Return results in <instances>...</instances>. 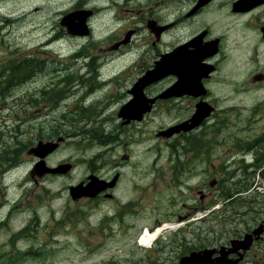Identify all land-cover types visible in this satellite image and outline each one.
<instances>
[{"label":"rangeland","instance_id":"obj_1","mask_svg":"<svg viewBox=\"0 0 264 264\" xmlns=\"http://www.w3.org/2000/svg\"><path fill=\"white\" fill-rule=\"evenodd\" d=\"M77 1H81L83 6ZM107 1L115 3L113 16L121 18L117 25L109 20L105 22L103 10L99 13L98 7H104ZM233 1H213L216 3L214 18L209 24L201 22L199 26L207 24L216 29H240L246 23V29L241 31L245 36L240 34L241 41L245 43L246 36L251 35L248 26L255 24L254 20L258 21V17L264 14H232ZM152 4L150 15L148 10ZM178 7V2L166 0L165 3L161 0H0V67L8 60L14 63L32 62L49 54L51 56L45 60V65L47 69L53 70L63 59L72 62L69 55L78 50L92 54L95 48L106 47L98 53L110 52L114 41L128 32L130 26L143 32L138 36V42H142L143 25L146 22L157 25L171 23ZM93 8L97 10L96 14L87 18V22L93 19L95 23L91 38L63 35L70 16H81V11L90 12ZM195 13L191 7L190 12L184 13L183 19L191 18ZM227 13L232 16L229 17ZM221 17L227 18L228 23L220 24ZM189 23L183 27L192 29L197 26V23ZM116 28L118 31L111 35ZM263 29L255 33L256 40H264ZM253 45L246 43L245 47L249 49ZM244 52L246 54L248 50ZM128 55L129 58L123 63L113 61L116 54L109 53L102 58V74L97 80L107 84L101 86L102 93L85 100L86 107L92 103H104L105 92L116 81L107 79L112 73L127 71L136 77L142 74L139 68L143 64L138 63L135 68L132 64L133 55ZM257 60L264 63V59L259 56ZM245 62H248L247 58ZM263 68L259 66L256 69ZM70 71L85 69H78L74 65ZM223 72L230 79L227 82L231 90L227 94L223 93L225 85L218 80H213L207 86L210 89L207 102L214 107V111L210 113L208 123L199 130L183 141L181 137H157V131L177 126L194 112V103L188 106L185 98L179 105H176L179 101L159 102L158 109L140 122L139 129H134L136 136L129 148L112 149V154L108 150L113 146L115 127L120 124L117 117L120 102L110 105L99 114V118L113 117L111 124L104 125L77 122L76 118L80 114L73 112V101L84 95L83 90L75 97H68V105L55 110L49 118L37 115L35 109L25 108L18 112L9 107L3 109L0 112V146L5 147L7 157L3 165L0 164V264H178L179 257L190 251H197L207 245L209 249L216 248V245L228 246L230 240L241 239L257 228V187H264V182L256 178L244 197L247 202L245 215L240 214V208L232 210L223 206L220 210L217 202L213 206V193L205 201L206 206L211 205L203 209L202 214L205 215L211 206L220 211L194 224V209L200 205L196 190L203 187V182L209 187L210 177L204 174L205 167H208L209 172L213 171L212 165H230L226 171L237 170L238 163L231 164L229 158L217 163L216 159L221 154L219 147L224 145L223 137L245 135L240 130L249 116L257 121L254 125L256 128L261 129L264 124V85L260 86L261 90L249 85L245 77L247 71L235 70L234 64L230 62L224 65ZM52 77L47 76L39 83L44 85L65 80L64 76ZM157 83V87L150 91L151 97L156 96L158 91L162 93L170 85L166 78ZM25 87L24 91L7 98V103L19 101L27 95L38 99L37 90L41 86L31 83ZM246 88L252 93H243L242 90ZM163 105L169 110L158 114ZM31 114L36 117L30 118ZM87 116L93 118L96 115L88 112ZM180 132L179 129L176 135ZM58 137H63L65 141L48 157L28 156L39 141H55ZM182 142H188L191 150L196 146L194 151L200 152L197 163L200 173L197 175L190 174L182 165V153L179 152ZM18 149L24 150L21 161L9 168L8 164L14 161V153ZM124 150L128 151L127 155L131 153V157L128 165L120 169L123 175L117 188L106 191L112 194V198L101 196V202L91 207L86 206V200L70 198L68 187L77 185L87 176V164L102 165V170L111 177L115 163L120 162L117 156ZM241 159L239 157L236 161ZM42 160L50 167L68 162H74L75 166L69 175L46 177L36 184L29 173ZM252 161L253 157L249 162ZM221 197L226 202L231 201L226 194L222 193ZM68 213L86 217L70 230ZM105 216L123 220V223L113 219L103 221ZM179 218L183 220L179 222ZM162 224L169 225L168 230L151 247L138 244L144 229L151 230ZM248 255L253 260L263 258L261 262L264 263L261 254L254 252Z\"/></svg>","mask_w":264,"mask_h":264},{"label":"flooded vegetation","instance_id":"obj_2","mask_svg":"<svg viewBox=\"0 0 264 264\" xmlns=\"http://www.w3.org/2000/svg\"><path fill=\"white\" fill-rule=\"evenodd\" d=\"M161 1L165 3V0ZM166 1H176L179 5L177 14L172 18L171 23L167 22L165 24L157 25L155 23L146 22L143 25L144 34L142 36H144V39L142 42H138V36L143 32L130 26L131 28L128 29V32L114 41V46L110 52L98 53V51H101L106 47H97L95 48V53L92 54L82 52L83 62L81 65L84 66L86 72L67 71L66 66L59 68V70L46 72L37 70V65H34L33 67L28 66L30 71L26 74L25 78H30L33 76L42 77L46 75H56L64 76L65 79L64 82L58 84L46 83L42 85L41 83H37V85L43 87V90L46 92L40 93L38 100L32 103V107L40 112L45 110H53L57 106L56 99L59 92L69 94L74 88L72 84L79 79L91 77H94V79L99 78V76L102 74L100 69L104 63L102 58L107 54H116V57L113 59V61L116 63L120 61L122 63L125 62L129 58L128 54H132V64H134L135 68H137L136 64H143L139 68V71H141L142 74L139 77H136L127 71L112 73V75L107 79H115L116 81L112 84L111 89L106 91L105 97L103 99L104 104L101 106L94 105L88 109L95 116L111 104L120 102L117 112V115L121 114V117L119 118L120 124L116 128L118 133L117 137L119 140H116L112 148L113 150H116L128 148L129 144L133 140L132 135L134 134V131L127 130V128L131 127L135 129L137 124H140L141 121L145 120L146 115L150 112L149 111L144 115L138 114L140 115L139 122H136L133 118L135 116L136 108L140 106V103L135 101V95L138 91V89L135 87L137 81L141 80V78L143 79V77H145L149 72H158L164 70L163 65L168 62L175 63L177 66L176 68H171L170 74L165 77L170 80V86L165 90L166 92L164 91L162 94H166L165 96L168 98H179L174 100L175 102L179 101L176 103V105H179L185 99L188 102V106L191 105V103H194L192 104L194 111L196 110L197 106L203 105V103L206 101V97L210 93V89L207 86L210 85L213 80H218L220 83L225 85L223 88V93L227 94L231 90L227 86V81L230 79L224 75V72L222 73V71H224V65L228 62L234 64L235 70L247 71L245 77L247 78L249 85L255 86V89H262L260 85H264V68L261 70L256 68L259 66H264L263 62H259L257 60L258 56L264 59V40L260 38L256 40L255 33L261 28H264V15L259 16L258 21L255 19V24L248 26V32L251 35H247L245 39L246 42L243 43L240 39V34L243 35L242 37L245 36L241 31L246 29V23L242 24L240 29H216L215 27L211 28L207 24L199 26L201 22H207L209 24V21L214 18V6L216 3H213V1L215 0ZM179 1H181L180 4ZM231 5L232 14H244L247 12L254 13L255 15L264 14V0H234ZM81 6H83V4H81ZM191 7L193 8L194 12H196L195 15L191 18L183 19L184 13L190 12ZM98 8L99 13L101 10H103L105 13L106 23L109 20L110 22H115V25H117L121 21L120 17L113 16V11L115 9L114 2L107 1L104 7ZM93 9L94 10H91L90 12L83 13L85 24L88 28L87 35L83 37L86 39L91 38L94 33L92 26H94L95 23L93 19H88L87 22V18L91 14H96L97 12L95 8ZM151 9H153V4L152 8L148 10L150 15ZM132 15H134V13ZM227 15L229 17L232 16L228 13ZM125 19H129V17H126ZM185 22H194L197 23V26L195 28L188 29L183 27ZM224 23L227 24L228 20L225 17H221L220 24ZM117 31L118 28L114 29L111 35ZM246 43H249V46L253 45L254 43H256V45L254 44L253 46L249 47V49H247L245 47ZM247 50L248 52L245 54L244 51ZM226 51L228 52L227 55ZM245 58H247L248 62H245ZM255 69L257 70L256 72L254 71ZM5 74L10 75V79L19 78L17 77L19 73L14 71H9ZM175 85H177L176 88H174ZM78 86L80 90L84 91V95L75 102L74 106L75 108H84L83 103L85 99L94 97L96 94L94 91V83L86 81L78 82ZM145 90H147V88L142 92L144 93ZM242 92L252 93L249 92V88L242 90ZM158 93H160V91H158L157 94ZM149 94L151 96V92H149ZM153 99H157V97ZM11 106L12 108H20L18 101L12 103ZM204 106H206L205 108H208L207 104ZM158 107L159 106L157 105V107L153 109L152 112H155ZM123 108L124 110H122ZM166 109H168L167 106L163 105L162 110L159 111L158 114L165 112ZM127 113H129V115ZM190 119L191 116L183 122H186ZM87 120L91 121L92 119H88L84 116H80L79 118V121ZM256 122L257 121L253 120L251 116H249V119H247L242 125L241 133H246L245 135H227L223 137L224 145L219 147L221 154L216 159L217 163L222 161L224 158H229L232 160L231 164L238 163L239 168L234 173H232L230 171H222L220 169V165H212L214 170L211 172L208 171L207 166L205 167L204 174H208L212 177V182H214V185L213 187H209L211 190L207 187H202L204 193H202V190H196L197 194L199 195V209H205V201L209 195H213V193H225L228 195V198H231V201L228 203L229 207L240 205L241 211H246L247 203L244 200L246 194L245 189L249 188L247 187L248 185L251 187L254 185V180L250 178V175L247 173V171L249 169H257L264 177V124L262 125L261 129H258L254 126ZM253 128L256 130H253ZM179 137L182 136H179L178 134L177 139H179ZM207 149L208 148H206V150ZM190 150L191 147L189 146L188 142L184 143L183 147L181 144H179V152L182 153L180 156L183 160L182 165L189 171L190 174H199L200 172H198L197 163L199 161L200 153H190ZM259 152H261L260 155H258ZM203 156H205V154H203ZM239 157L242 158L240 162L236 161ZM251 157H255V159L250 163L249 160ZM128 158L129 156L126 153H123L121 156V159L124 160H128ZM115 167L119 168L117 164ZM216 168L219 169L215 170ZM98 169L99 168H95L93 165L91 166L92 173ZM217 173L220 174V177L215 178ZM98 177L101 180L106 179L104 176ZM259 188L262 194L257 196L256 214L259 221L257 226H260L261 234L254 238L255 241L251 246L250 253L257 252L264 256V187ZM199 192H201V194H199ZM231 194L233 195L231 196ZM98 196H96V198ZM214 200L215 196L213 195L211 203H213ZM195 209L198 208L195 207ZM238 253L239 252H230L229 250H215V252L211 255V260H213L214 264H230L231 260L236 257L234 254ZM262 259L251 261V263H248L247 261L243 262L246 264H264L261 262Z\"/></svg>","mask_w":264,"mask_h":264},{"label":"water","instance_id":"obj_3","mask_svg":"<svg viewBox=\"0 0 264 264\" xmlns=\"http://www.w3.org/2000/svg\"><path fill=\"white\" fill-rule=\"evenodd\" d=\"M56 148L55 144L52 143H47L46 146L43 147V151L42 150H37L36 152H33L34 155L43 158L45 157L47 154L51 153L54 149ZM46 149V150H45ZM41 164V165H40ZM43 165V166H42ZM37 173H38V177H41L45 174H61L64 175L68 172V167L66 166H62V167H57V169H49L45 166V162L42 161V163L40 162L39 164H37ZM64 169V170H62ZM32 176V173H31ZM81 187L75 188V189H71V190H77ZM100 188L99 187H95L92 190V194H96L98 192ZM101 190V189H100ZM87 191V190H85ZM80 192V191H79ZM249 239V240H248ZM248 242H250V236L247 235L243 241L244 244H247ZM186 258V259H185ZM200 260V261H199ZM199 261V263H198ZM205 264L204 263V258H199L196 254L191 253L188 257H184L180 260V264Z\"/></svg>","mask_w":264,"mask_h":264},{"label":"bare ground","instance_id":"obj_4","mask_svg":"<svg viewBox=\"0 0 264 264\" xmlns=\"http://www.w3.org/2000/svg\"><path fill=\"white\" fill-rule=\"evenodd\" d=\"M162 230H163V228H158L157 230H155L153 232H149L148 231L147 234L143 235V237L141 238L140 242L144 246H150L153 242H155L158 239V237H159L160 233L162 232Z\"/></svg>","mask_w":264,"mask_h":264},{"label":"trees","instance_id":"obj_5","mask_svg":"<svg viewBox=\"0 0 264 264\" xmlns=\"http://www.w3.org/2000/svg\"><path fill=\"white\" fill-rule=\"evenodd\" d=\"M22 151L24 150H20L18 149L15 153H14V161L13 162H9L8 167L9 166H15L17 163V161H21V156H22ZM7 157V151L5 149V147H1L0 146V164L3 165L2 163L4 162V160ZM10 159V158H9Z\"/></svg>","mask_w":264,"mask_h":264}]
</instances>
